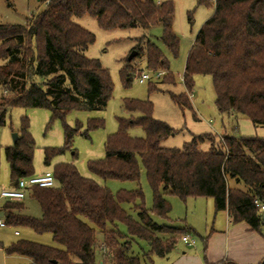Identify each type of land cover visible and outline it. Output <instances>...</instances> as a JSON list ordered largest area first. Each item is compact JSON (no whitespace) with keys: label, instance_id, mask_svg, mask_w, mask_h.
<instances>
[{"label":"trees","instance_id":"trees-1","mask_svg":"<svg viewBox=\"0 0 264 264\" xmlns=\"http://www.w3.org/2000/svg\"><path fill=\"white\" fill-rule=\"evenodd\" d=\"M40 2L41 10L24 25L0 24V60L5 63L0 65V87L8 93V98L1 99L0 126L5 124L9 108L48 109L52 125L74 110L107 106L114 89L111 75L99 59L86 56L96 37L75 19L88 15L105 31H148L162 25L164 45L173 57L179 55L171 1ZM198 4L213 7L214 14L201 27L188 54L185 87L192 92L197 75L210 76L220 113L248 119L256 128L264 127V0H198ZM136 41V56L145 55L147 69L154 74L164 71L161 83L175 84L162 50L145 35ZM120 75L128 86L137 69L128 61ZM156 90L151 88L152 92ZM172 100L180 108L192 110L187 93L172 95ZM123 105L127 116L118 117V130L105 143V157L90 161L88 167L105 181L136 183L144 170L153 192L152 210L146 208L141 188L115 195L82 176L74 165L58 163L52 172L55 186L30 191L42 217L22 214L24 205L17 201L8 205L18 213H9L6 220L12 227L51 234L58 246L21 239L5 249L8 255L25 257L27 264H96L97 252L110 264H146V258H165L180 237L196 234L192 228L153 220L152 215L166 219L172 211L166 196L184 202L213 199L216 212L228 211L233 224L245 222L252 230L262 232L264 213L256 201L264 205V138L230 134L217 140L214 134L205 133L193 136L182 148H167L162 143L177 131L154 117L150 101L126 99ZM104 125V120L90 119L81 132V126L65 124L64 146L46 148L44 164L51 166L55 157L70 150L78 134L88 135ZM135 127L143 130L144 137L130 135ZM203 144L209 149L201 150ZM34 152L30 123L23 118L16 143L5 149L13 183L35 175ZM123 204L134 205L138 219L127 213ZM120 225L127 229V235L121 233ZM98 233L103 235V243L98 241ZM136 239L150 247L144 258L130 255ZM101 244L112 250L113 257L99 251Z\"/></svg>","mask_w":264,"mask_h":264},{"label":"rangeland","instance_id":"rangeland-1","mask_svg":"<svg viewBox=\"0 0 264 264\" xmlns=\"http://www.w3.org/2000/svg\"><path fill=\"white\" fill-rule=\"evenodd\" d=\"M157 1V0H156ZM171 1L175 8V17L173 29L180 40V50L178 57H173L164 45L162 35V25L155 26L148 31L142 29L131 30H111L105 31L98 26L95 18L84 16L75 21L92 32L95 37V43L85 52L86 56L92 59H99L103 67L111 75L114 89L112 96L103 109L99 110H74L70 112L65 120H55L50 124L52 113L43 108H9L7 110L6 122L0 126V190L8 189L10 186V167L5 156V149L12 147L16 142L14 134H18L22 127V119L28 118L30 123V132L35 140L34 169L37 175L44 170L53 171L56 163H68L74 165L79 173L93 179L98 184L109 188L115 195L121 190L134 191L142 189L145 195V206L150 211L153 208V192L148 183L146 172L143 170L139 183L131 181H112L103 180L89 170V162L92 160L103 159L105 157V143L108 136L118 130V117L127 116L124 110L123 102L126 99L150 101L154 107V117L157 120L168 123L177 132L162 143L167 148H182L185 143L192 141L193 136L205 133H212L217 140L221 139L222 124L229 122L228 115L218 111L215 104V92L212 78L210 76L197 75L192 88L193 99H190L191 109H182L174 103L172 95L187 93L188 90L184 84V68L188 54L194 44L196 36L204 23L214 14V8L206 5H199L198 0H162ZM41 10L40 0H0V24L24 25L28 19L33 18ZM145 35L153 41L168 58L170 63V72L173 74L175 84L161 83L162 79L154 76V73L147 69V59L145 55L137 57L134 48L137 45L136 38ZM137 69V75L128 85H124L121 79L120 71L127 62ZM5 64L0 60V65ZM142 72L151 73V79L145 83L139 82ZM156 87L152 92L151 88ZM188 95V94H187ZM2 97L8 98V93L0 87V110L3 109ZM189 97V95H188ZM3 103V104H2ZM90 119L104 120V127L90 131L88 135L78 134L72 142V148L64 154L54 158L51 166L44 164V150L46 148H60L64 146V126L67 124L72 128L81 126V132L86 130ZM248 120V119H246ZM249 124H251L249 122ZM254 127L242 125L236 132V135L248 136ZM130 135L133 137H144L141 128L130 129ZM230 135L231 129L227 130ZM209 145L203 144L201 150H208ZM52 167V168H51ZM245 189L244 185L239 186ZM166 199L172 205V211L168 218H160L152 215L153 220L158 224H167L177 228H192L196 234H191L196 242H203L212 229L226 227V219H222V213L216 212L212 206V199L198 198L189 199L186 202L175 196H166ZM25 205L27 214L34 218H41L42 211L38 202L31 197L26 196ZM123 208L133 218L138 219L134 205L123 204ZM264 213V212H263ZM21 233L16 237L14 231ZM120 231L127 235V229L120 225ZM98 241L103 243V235L97 234ZM30 240L49 246H58L53 242L51 234L39 235L27 228H0V243L3 247H9L17 240ZM181 237L175 247H181ZM149 245L146 241L136 239L132 244L130 255L144 258L149 252ZM174 249V251H175ZM179 250H182L179 248ZM172 252V254L174 253ZM175 251V252H176ZM181 252V251H179ZM172 257V255L170 256ZM2 252H0V264H4ZM17 259L9 261L13 264ZM146 264H166L167 259L152 257L146 258ZM110 264L109 260L105 264ZM96 264L102 263V256L97 252Z\"/></svg>","mask_w":264,"mask_h":264},{"label":"crops","instance_id":"crops-1","mask_svg":"<svg viewBox=\"0 0 264 264\" xmlns=\"http://www.w3.org/2000/svg\"><path fill=\"white\" fill-rule=\"evenodd\" d=\"M160 4L164 1L157 0ZM42 8V5H41ZM185 70V68H184ZM164 72V71H163ZM160 79V78H159ZM162 79V77H161ZM190 99V94L192 92H187ZM229 122L227 124H222V130L225 133H222L221 137L224 135H229L227 133L228 129L232 130L231 134L236 135V132L242 127V125L250 127H254L251 121L246 120L243 117H229ZM249 122L251 124H249ZM250 135L248 136H257L260 138H264V127L256 128L254 127V131L252 130ZM242 136V135H241ZM58 164V163H56ZM52 168V167H51ZM51 170H42L39 173H52ZM35 175L36 172H35ZM11 178V177H10ZM15 183H13L10 179V187L12 188ZM231 186L234 187L235 184L232 181ZM237 187V186H236ZM8 188V189H9ZM30 195L28 192L27 196ZM25 199L23 201H18L24 205L22 214H27V208L25 205ZM213 201V199H212ZM8 203H17L16 201H1L0 202V220L5 222V226L0 228H20V227H12L7 224V215L9 213H18L15 209H9ZM212 206L215 210L214 201ZM216 211V210H215ZM264 212V210H262ZM222 213V219H226V227L219 229H212V231L208 234V236L204 239L203 242H196L195 245L191 246L188 243L184 242L181 238V243L183 245L181 247L178 246L177 251L175 249L174 253L172 252L165 258L167 259L166 264H261L264 260V226L262 228V232L254 231L251 227L243 222L239 224H233L231 218L228 214V211H220ZM14 235L16 237L20 236L21 233L17 230L14 231ZM185 236L191 237V234H186ZM192 238V237H191ZM18 241V240H17ZM15 241V242H17ZM30 241V240H29ZM14 242V243H15ZM34 242V241H33ZM38 243V242H37ZM7 247H3V243H0V252L3 254L4 264H8L9 261L13 259H17L13 262V264H24L28 263V259L25 257H21L18 255H8L5 252ZM182 249V250H179ZM181 251V252H179ZM172 255V257H170ZM106 260L102 259V263ZM107 262V261H106ZM107 264V263H106Z\"/></svg>","mask_w":264,"mask_h":264},{"label":"built area","instance_id":"built-area-1","mask_svg":"<svg viewBox=\"0 0 264 264\" xmlns=\"http://www.w3.org/2000/svg\"><path fill=\"white\" fill-rule=\"evenodd\" d=\"M151 73H145L142 72L139 77L140 83H145L146 81L151 79L150 76ZM165 75V72L160 71L154 74L156 78H161ZM190 97H193V94H190ZM55 178L52 173H44L39 175H33L30 177L22 178L18 182L14 184L12 188L9 189H2L0 190V202L1 201H23L28 192L31 191L33 188H53L55 186ZM256 204L258 207H260L262 210H264V205L260 204L256 201ZM6 224L2 220H0V226L4 227ZM182 240L189 245L193 246L195 245V240L192 239L189 236H183ZM99 251L106 255L108 258L113 257V252L110 248L105 246L104 244H101L99 247ZM26 264V263H24Z\"/></svg>","mask_w":264,"mask_h":264},{"label":"water","instance_id":"water-1","mask_svg":"<svg viewBox=\"0 0 264 264\" xmlns=\"http://www.w3.org/2000/svg\"><path fill=\"white\" fill-rule=\"evenodd\" d=\"M17 138H18V134H14V140H15V142L17 141Z\"/></svg>","mask_w":264,"mask_h":264}]
</instances>
